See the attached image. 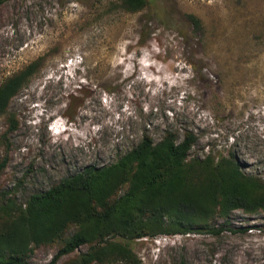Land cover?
<instances>
[{
    "label": "rangeland",
    "instance_id": "374dc122",
    "mask_svg": "<svg viewBox=\"0 0 264 264\" xmlns=\"http://www.w3.org/2000/svg\"><path fill=\"white\" fill-rule=\"evenodd\" d=\"M3 1L0 84L44 61L10 103L17 131L0 118V191L24 203L167 131L197 135L191 158L233 156L264 182V0H151L137 14L115 0ZM213 225L223 232L161 233L131 249L142 264H264V212ZM59 248L29 262L49 264ZM112 261L100 264H123Z\"/></svg>",
    "mask_w": 264,
    "mask_h": 264
},
{
    "label": "trees",
    "instance_id": "16d2710c",
    "mask_svg": "<svg viewBox=\"0 0 264 264\" xmlns=\"http://www.w3.org/2000/svg\"><path fill=\"white\" fill-rule=\"evenodd\" d=\"M150 1L115 0L112 6L137 14ZM43 61L37 59L0 84V118L9 124L6 135L19 127L10 103ZM197 142V135L188 131L183 138L167 131L159 142L143 135L117 162L88 167L24 203L16 192L0 191V264H31L36 248L54 244L60 248L49 264H60L65 256L72 258L62 264L119 259L142 264L131 249L136 240L161 233L220 235L222 229L213 225L217 217L229 221L236 211L264 212V182L245 174L233 156L218 162L212 156L191 158ZM7 162L5 157L0 163V174ZM84 246L87 252L76 255Z\"/></svg>",
    "mask_w": 264,
    "mask_h": 264
},
{
    "label": "bare ground",
    "instance_id": "6f19581e",
    "mask_svg": "<svg viewBox=\"0 0 264 264\" xmlns=\"http://www.w3.org/2000/svg\"><path fill=\"white\" fill-rule=\"evenodd\" d=\"M213 7V6H212ZM216 8V7H215ZM218 16V15H217ZM223 18V17H222Z\"/></svg>",
    "mask_w": 264,
    "mask_h": 264
}]
</instances>
